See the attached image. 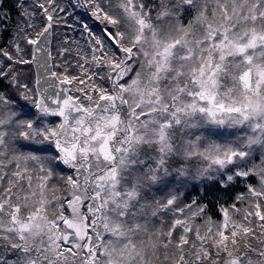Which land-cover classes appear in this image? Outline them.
<instances>
[{
	"label": "snow or ice",
	"instance_id": "6c2138e0",
	"mask_svg": "<svg viewBox=\"0 0 264 264\" xmlns=\"http://www.w3.org/2000/svg\"><path fill=\"white\" fill-rule=\"evenodd\" d=\"M0 0V264H264V0Z\"/></svg>",
	"mask_w": 264,
	"mask_h": 264
},
{
	"label": "trees",
	"instance_id": "16d2710c",
	"mask_svg": "<svg viewBox=\"0 0 264 264\" xmlns=\"http://www.w3.org/2000/svg\"><path fill=\"white\" fill-rule=\"evenodd\" d=\"M6 7L11 9L12 15L13 17H15L16 15V9L12 6L11 0H9V2L7 3Z\"/></svg>",
	"mask_w": 264,
	"mask_h": 264
}]
</instances>
